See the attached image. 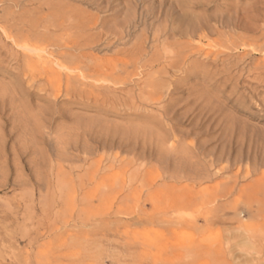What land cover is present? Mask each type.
<instances>
[{
  "label": "rangeland",
  "instance_id": "374dc122",
  "mask_svg": "<svg viewBox=\"0 0 264 264\" xmlns=\"http://www.w3.org/2000/svg\"><path fill=\"white\" fill-rule=\"evenodd\" d=\"M19 1H0V26L73 12L62 56L0 31V264H264V0ZM181 2L244 41L167 34ZM77 17L85 31H69Z\"/></svg>",
  "mask_w": 264,
  "mask_h": 264
},
{
  "label": "bare ground",
  "instance_id": "6f19581e",
  "mask_svg": "<svg viewBox=\"0 0 264 264\" xmlns=\"http://www.w3.org/2000/svg\"><path fill=\"white\" fill-rule=\"evenodd\" d=\"M1 1V0H0ZM19 1V0H18ZM30 1V0H29ZM68 1V0H67ZM134 1V0H133ZM166 1V0H165ZM181 1V0H180ZM199 1V0H198ZM217 1V0H216ZM3 2V1H2ZM6 2V1H5ZM5 2H4V4H5ZM10 2H11V0H10ZM24 2V1H23ZM7 3V2H6ZM19 3H20V1H19ZM81 3V2H80ZM134 3V2H133ZM3 4V3H2ZM21 4H23V3H21ZM189 4V3H188ZM202 4V3H201ZM18 5V4H17ZM24 5H26V4H24ZM29 5V4H28ZM1 6V5H0ZM10 6V5H9ZM187 4L185 3V2H181L179 5H176V6H172L173 7V12H176V10H180V11H182L183 12V16H181L180 18H179V20H180V26L178 27V28H165V30H163V31H165L167 34H172L173 36H176V37H178V38H197L198 40L197 41H204V40H208L209 38H210V36H213V35H218L219 37H221V38H227L228 39V42H231V44L233 45V48H234V46H235V44L237 43V42H243L244 41V39L243 38H241V37H239V36H226V35H224V34H222V33H220L219 32V30H218V28L216 27V28H214V27H212L211 26V23L212 22H214V23H216L217 25L219 24V27L220 26H222V27H227V24L226 23H224L223 22V20H222V17H221V19L220 18H218V17H208V18H201V17H199V16H192V13H190V10H188L187 9ZM1 7H3V5L1 6ZM0 7V8H1ZM30 7V6H29ZM161 7V6H160ZM165 7V6H164ZM171 7V8H172ZM198 7V6H197ZM18 8V7H17ZM16 8V9H17ZM46 8V7H45ZM19 9V8H18ZM23 10L22 11H25V9L24 8H22ZM210 9H211V7H206L205 8V11L207 12V11H209L210 12ZM214 9V8H213ZM1 10H2V8H1ZM20 10V9H19ZM18 10V11H19ZM153 10V9H152ZM163 10H165V9H163ZM12 11V10H11ZM11 11H9L10 13H11ZM48 11H49V13H48V15H44V10H41V8H40V10L38 11V12H36V15H35V17H37V18H41V19H43V20H45L46 22H47V25H45V27H44V31L42 30V31H39L37 28H36V26H34V22H33V20H36L35 18H33L31 21L33 22V24H29V25H27V24H24V19L26 18V17H30V15L29 16H27V14H21V15H19L18 17H10V15L8 16L7 15V17L5 18V20H2L1 22H3V23H5V26H0V31H2L1 32V34H5L6 35V37H5V41H6V38H10V36H12L13 34H12V30L11 29H14L15 28V31H16V38L14 37V38H12V41L15 43V44H21V43H24V44H28L29 42H33V41H35V42H41L42 44H46L47 45V47L48 46H50V47H52V49L54 48L55 49V51H53L54 52V54L55 53H57L59 56H62L64 53H62L61 51H60V49H59V47H60V44H59V40H57V35H56V33L58 32V31H61V30H64L65 28H63L64 27V23H62L61 22V20L62 19H64L70 12H73V10H71V9H69L67 6H65L64 4H62L60 1H57V2H52L50 5H48ZM47 11V12H48ZM150 11H151V9H150ZM166 11V10H165ZM244 11V10H243ZM147 12V11H146ZM163 12V11H162ZM243 13V12H242ZM143 14V13H142ZM147 14H149V12H147ZM151 14V13H150ZM170 14V13H169ZM241 14V13H240ZM255 14V13H254ZM32 15H33V13H32ZM162 15H164V14H162ZM166 15V14H165ZM198 15V14H197ZM258 15V14H257ZM44 16V17H43ZM72 16V15H71ZM80 16V15H79ZM145 16V15H144ZM167 16V15H166ZM169 16H171V15H169ZM217 16V15H216ZM242 16V15H241ZM33 17V16H32ZM72 17H74V16H72ZM142 17H143V15H142ZM162 17V16H161ZM164 17V16H163ZM207 17V16H206ZM254 17V16H253ZM75 18V17H74ZM96 18V17H95ZM150 18V17H149ZM177 18V17H176ZM84 19V18H83ZM143 19V18H142ZM139 20V19H138ZM138 20H137V22H138ZM164 20V19H163ZM248 20V19H247ZM263 20V19H262ZM97 21V20H96ZM178 21V20H177ZM176 21V22H177ZM92 22H94V21H92ZM133 22V21H132ZM230 22H231V20H230ZM254 22V21H253ZM95 23V22H94ZM97 23V22H96ZM95 23V24H96ZM139 23H140V21H139ZM165 23V22H164ZM178 23V22H177ZM256 23V22H255ZM259 23H261V22H259ZM263 23V22H262ZM36 24H37V22H36ZM35 24V25H36ZM90 24V22L89 21H86V20H82V18L80 19V18H76L75 19V21H73L72 22V24H70V28H69V31H78V32H80V31H82V30H84L85 29V27H87L88 25ZM149 24V23H148ZM1 25V24H0ZM100 25V24H99ZM171 25V24H170ZM39 26V25H38ZM91 26V25H90ZM94 26V25H93ZM175 26V25H174ZM262 26V25H261ZM40 27V26H39ZM133 27V26H132ZM155 27V26H154ZM91 28V27H90ZM147 28H148V26H147ZM243 30L244 31V33L246 32V33H253V34H257V33H260L261 32V30H260V28H258V27H255V28H253V27H248V26H243V25H241V24H239V25H237V30ZM66 30V29H65ZM68 30V29H67ZM121 30V29H120ZM221 30V29H220ZM85 31V30H84ZM127 31V30H126ZM231 31V30H230ZM128 32V31H127ZM242 32V31H241ZM70 33V32H69ZM62 34V33H61ZM71 34V33H70ZM127 34V33H126ZM157 34V33H156ZM231 34V33H230ZM5 35H3V36H5ZM95 35V34H94ZM155 35V34H154ZM166 35V34H165ZM171 35V36H172ZM263 35L264 34H261V37H263ZM3 36H1V37H3ZM61 36V35H60ZM64 36V35H63ZM66 36V35H65ZM64 36V38H66L67 36L69 37L70 35H67L66 37ZM103 36V35H102ZM162 36V35H161ZM167 36V35H166ZM166 36H164V38L166 37ZM255 36V35H254ZM67 37V38H68ZM81 37V36H80ZM96 37V36H95ZM116 37V36H115ZM154 37V36H153ZM217 37V36H216ZM61 38H62V36H61ZM163 38V41L166 39L167 40V38H165L164 39ZM169 38V37H168ZM60 39V38H59ZM76 39H79V37L78 38H76ZM162 39V38H161ZM61 40V39H60ZM63 40V39H62ZM85 40V39H84ZM106 40H108V39H106ZM156 40V39H155ZM154 40V42H156ZM159 40H160V38H159ZM159 40H157V41H159ZM193 40H195L196 41V39H193ZM210 40V39H209ZM212 40V39H211ZM219 40V38H217V41ZM65 41V40H64ZM67 41H68V39H67ZM75 41V40H74ZM77 41V40H76ZM110 41V40H109ZM124 41V40H123ZM161 41V40H160ZM162 41V42H163ZM177 41V40H176ZM220 41V40H219ZM218 41V42H219ZM222 41V40H221ZM259 41V40H258ZM1 42V41H0ZM21 42V43H20ZM66 42V41H65ZM65 42H63V43H65ZM86 42H87V40H86ZM105 42V41H104ZM146 42V41H145ZM168 42H169V40H168ZM175 42V41H174ZM256 43H257V41H255ZM261 42V41H260ZM4 43V42H3ZM38 43H37V45H38ZM67 43V42H66ZM74 43V42H73ZM72 43V44H73ZM89 43V42H88ZM115 43V42H114ZM147 43V42H146ZM145 43V44H146ZM170 43V42H169ZM187 43V42H186ZM197 43V42H196ZM195 43V44H196ZM262 43H264V41L262 42ZM262 43H258L259 45L260 44H262ZM6 44H7V42H6ZM30 44V43H29ZM103 44V43H102ZM117 44V43H116ZM201 43H198V45L199 46H201L200 45ZM207 44V43H206ZM212 44V43H211ZM218 44V43H217ZM244 44V43H243ZM16 45V46H17ZM31 45H32V43H31ZM66 45V44H65ZM70 45V44H69ZM105 44H103V46H104ZM106 45H108L109 46V44H108V42L106 43ZM162 45V44H161ZM182 45V44H181ZM180 44H175V47L177 48V49H184V48H187L188 46L186 45V46H181ZM196 46V47H199V46ZM210 45V44H209ZM213 47H214V45H216L214 42H213ZM230 45V44H229ZM15 46V45H14ZM29 46V45H28ZM33 46V45H32ZM32 46H30V47H32ZM41 46V45H40ZM43 46H45V45H43ZM101 46V45H100ZM102 46V47H103ZM204 46H206V45H204ZM244 46V45H243ZM242 46V47H243ZM5 47V46H4ZM6 47H8V46H6ZM5 47V48H6ZM27 47V46H26ZM46 47V46H45ZM96 47V46H95ZM105 47H107V46H105ZM114 47V46H113ZM194 47H195V45H194ZM202 47V46H201ZM209 47V46H208ZM207 47V48H208ZM210 47H211V45H210ZM208 48L207 50H209V49H211V48ZM212 47V48H213ZM246 47H249V46H247L246 45ZM251 47H253V46H251ZM255 48H256V46H254ZM15 48V47H14ZM16 48H18V47H16ZM15 48V49H16ZM21 48H23L22 46H21ZM38 48H39V45H38ZM63 48V47H62ZM68 48V47H67ZM190 48H192V46H190ZM203 48V47H202ZM216 48V47H215ZM214 48V50L216 51V49H217V51H219V47H217L216 49ZM240 48V47H239ZM250 48V47H249ZM8 49V48H7ZM9 49H10V47H9ZM13 49V48H12ZM24 49V48H23ZM27 51H30V52H32L33 54H35L34 56L37 58V60L38 61H40V62H42V64H47V65H50L49 63H51V62H49L48 63V61L46 62L45 61V59H44V57H42L41 56V54H39V52H38V50H37V52L38 53H36L35 51H32V50H29V49H27V48H25ZM32 49V48H31ZM34 49V48H33ZM40 49V48H39ZM50 49V48H49ZM73 48H71V50H72ZM89 49V48H88ZM108 49V48H107ZM111 49V48H110ZM114 49V48H113ZM195 49H197V48H195ZM236 49V48H235ZM11 50V49H10ZM40 50H42V49H40ZM64 50V49H63ZM62 50V51H63ZM75 50V49H74ZM73 50V51H74ZM160 50V49H159ZM187 50V52H188V49H186ZM191 50H194L193 48L192 49H190V51ZM198 50H204V49H201L200 47H199V49ZM229 50V49H228ZM252 50V49H251ZM253 50H254V48H253ZM258 50V49H257ZM13 51V50H12ZM20 51H21V49H20ZM25 51V50H24ZM27 51H26V53H27ZM73 51H70L72 54H73ZM79 51V50H78ZM111 51V50H110ZM147 51V50H146ZM162 51V50H161ZM196 51V50H195ZM194 51V52H195ZM238 51V50H237ZM240 51V50H239ZM254 51H256V50H254ZM23 52V51H22ZM22 52H21V54H22ZM76 52V51H75ZM81 52H82V50H81ZM157 52H160V51H157ZM192 52V51H191ZM210 52V51H209ZM212 52V51H211ZM235 52V51H234ZM241 52V51H240ZM259 52V51H258ZM24 53V52H23ZM43 53V52H42ZM165 54H166V52H164ZM163 53V54H164ZM204 53V52H203ZM205 53H206V51H205ZM248 53V52H247ZM252 53V52H251ZM254 53V52H253ZM47 54H49V53H46V55ZM53 54V53H52ZM53 54V55H54ZM79 54V53H78ZM137 54L139 55V56H141L142 54H145V50H144V45H140L139 46V48L137 49ZM162 54V53H161ZM160 53H159V55H161ZM170 54V53H169ZM190 54V53H189ZM210 53H208L207 54V56L209 55ZM30 55H32V54H29V55H25L24 57H27V58H29V59H32V57L30 56ZM168 55V54H167ZM172 55V54H171ZM170 55V56H171ZM187 55H188V53H187ZM249 55V54H248ZM252 55V54H251ZM50 56H52V55H50ZM173 56V55H172ZM202 56V55H201ZM48 57V56H47ZM204 58H205V56H203ZM241 57V56H240ZM245 57V56H244ZM49 58V57H48ZM50 58H52V57H50ZM91 58V57H90ZM89 58V59H90ZM194 58V57H193ZM201 58V57H200ZM212 58H214V57H212ZM221 58H222V56H221ZM44 59V60H43ZM47 59V58H46ZM53 59V58H52ZM76 58H74V57H72L71 58V60L72 61H74ZM83 59V58H82ZM164 59H165V57H164ZM185 59H188L187 57L185 58ZM191 59V58H190ZM233 59V58H232ZM231 59V60H232ZM241 59H242V57H241ZM49 60V59H48ZM51 60V59H50ZM49 60V61H50ZM56 60V58L54 59V61ZM58 60V59H57ZM60 60V59H59ZM227 60H228V58H227ZM29 61V60H28ZM32 61V60H31ZM33 61H35V60H33ZM83 61V60H82ZM90 62V61H89ZM126 62V61H125ZM171 62V61H170ZM187 62H189V61H187ZM239 62V61H238ZM256 62H258V61H256ZM58 63V62H57ZM84 63V62H83ZM82 63V64H83ZM154 63L155 62H153V61H150L149 63H148V67L150 68V69H152L153 70V67H154ZM211 63V62H210ZM209 63V64H210ZM245 63V62H244ZM81 64V63H80ZM84 64H86V63H84ZM93 64V63H92ZM124 64V63H123ZM184 64V63H183ZM188 64V63H187ZM201 64V63H200ZM208 64V63H207ZM227 64H229V61H228V63ZM91 65V64H90ZM94 65H96V64H94ZM125 65V64H124ZM128 65H129V63H128ZM136 65V64H135ZM157 65H159V64H157ZM186 65V64H185ZM205 65V64H204ZM213 65V64H212ZM235 65H237V64H235ZM51 66H53V65H51ZM60 66V65H59ZM65 66H67V65H65ZM73 67H74V65H72ZM71 66V67H72ZM123 66V65H122ZM162 66H163V64H162ZM242 66V65H241ZM240 66V67H241ZM249 66V65H248ZM61 67V66H60ZM63 67V66H62ZM61 67V68H62ZM67 67H69V65L67 66ZM70 67V68H71ZM72 67V68H73ZM102 67V66H101ZM139 67V66H138ZM137 67V68H138ZM227 67V66H226ZM64 68V67H63ZM69 68V69H70ZM77 67H75V69H76ZM98 68V67H97ZM123 68H124V66H123ZM126 68V67H125ZM134 68H135V66H134ZM165 68H166V66H165ZM169 68V67H168ZM195 68V67H194ZM197 68V67H196ZM199 68V67H198ZM68 69V68H67ZM96 68H94V70H95ZM127 69V68H126ZM126 69H123V70H126ZM157 69V68H156ZM185 69V68H184ZM252 69V68H251ZM72 70V69H71ZM71 70H69L70 72H71ZM103 70V69H102ZM106 70H107V68H106ZM240 70V69H239ZM66 71V70H65ZM69 71H68V73H69ZM77 71V70H76ZM76 71L74 72V73H76ZM78 71H80V70H78ZM89 71H91V70H89ZM101 72V70H99L98 69V72ZM103 71H105V70H103ZM195 71V70H194ZM250 71H252V70H250ZM81 72V71H80ZM79 72V73H80ZM97 71H95V73H96ZM113 72V71H112ZM129 72V71H128ZM137 72H139L140 73V71H139V69H138V71ZM136 72V73H137ZM143 72H145V70L144 71H142V73ZM189 72V71H188ZM191 72V71H190ZM247 72V71H246ZM139 73H137V74H139ZM193 73V72H192ZM209 73V72H208ZM248 73V72H247ZM261 73H263L264 74V68H263V70H262V72ZM70 74V73H69ZM97 74H99V73H97ZM97 74H96V76H97ZM124 74V73H123ZM128 74V73H127ZM185 74H187L186 72H185ZM252 74H253V72H252ZM80 75H81V73H80ZM87 75V76H86ZM85 76H84V74H83V78L84 77H88V74H86ZM195 75V74H194ZM110 76V75H109ZM114 76V75H113ZM129 76V75H128ZM138 76V75H137ZM140 76V75H139ZM138 76V77H139ZM69 77H71L70 75H69ZM80 77V76H79ZM89 77H92V76H89ZM94 77V76H93ZM110 77H112V75L110 76ZM120 76L118 75V78H119ZM125 77V76H124ZM131 77V76H130ZM136 77V76H135ZM143 77V76H142ZM187 77H188V75H187ZM204 77H205V74H204ZM211 77V76H210ZM73 78H74V76H73ZM96 78H99L98 76L96 77ZM96 78H93V79H96ZM113 78V77H112ZM111 78V79H112ZM147 78V77H146ZM244 78V77H243ZM249 78V77H248ZM71 78H69V80H70ZM75 79H76V77H75ZM74 79V80H75ZM114 79V78H113ZM153 79V78H152ZM77 80H78V78H77ZM86 81H87V79H85ZM119 80V79H118ZM124 80V79H123ZM190 80V79H189ZM76 81V80H75ZM79 81V80H78ZM77 81V82H78ZM84 80H82V82H83ZM181 81H183V80H181ZM185 81H186V79H185ZM85 82V81H84ZM84 82H83V84H84ZM119 82V81H118ZM125 82V81H124ZM130 82V81H129ZM70 83V82H69ZM181 83H183V82H181ZM181 83H180V85H181ZM151 85H153L154 86V84H151ZM150 85V86H151ZM153 86H151L152 88H153ZM148 87V86H147ZM174 88V87H173ZM154 90V89H153ZM164 92V91H163ZM264 93V92H263ZM153 94H155V93H153ZM160 94V93H159ZM155 96V95H154ZM157 97V96H156ZM160 98V97H159ZM163 99V98H162ZM157 100H159V99H157ZM161 101V100H160ZM170 106V105H169ZM169 109V108H168ZM162 116H163V114H162ZM166 116V115H165ZM173 135V134H172ZM173 138V137H172ZM161 143H162V141H161ZM145 144V143H144ZM147 146V145H146ZM164 146V145H163ZM174 147V146H173ZM144 148V147H143ZM160 149V148H159ZM162 147H161V150L160 151H162ZM168 149H170L169 147H168ZM174 149V148H173ZM173 149H171V150H173ZM164 150V149H163ZM183 151V150H182ZM166 152V151H165ZM171 152V151H170ZM185 152H186V150H185ZM172 153L174 154V152L172 151ZM163 154H165V155H167V153H163ZM162 153H161V155H163ZM169 154V153H168ZM165 155H163V156H165ZM172 155V154H171ZM175 155V154H174ZM185 156V155H184ZM165 157H167V156H165ZM164 157V158H165ZM160 158V157H159ZM161 159V158H160ZM162 160V159H161ZM158 161H160V160H158Z\"/></svg>",
  "mask_w": 264,
  "mask_h": 264
}]
</instances>
